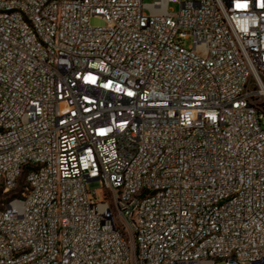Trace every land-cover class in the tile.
<instances>
[{
  "label": "built area",
  "instance_id": "built-area-1",
  "mask_svg": "<svg viewBox=\"0 0 264 264\" xmlns=\"http://www.w3.org/2000/svg\"><path fill=\"white\" fill-rule=\"evenodd\" d=\"M263 124L264 0H0V264H264Z\"/></svg>",
  "mask_w": 264,
  "mask_h": 264
},
{
  "label": "rangeland",
  "instance_id": "rangeland-1",
  "mask_svg": "<svg viewBox=\"0 0 264 264\" xmlns=\"http://www.w3.org/2000/svg\"><path fill=\"white\" fill-rule=\"evenodd\" d=\"M154 0H142V3L143 4H151L153 3ZM169 9L170 11L172 12H177L178 10V6L176 4H170L169 5ZM90 25L91 26H103L104 23L102 20L100 19H96V18H92L90 20ZM188 43L186 42L185 45H187ZM264 125V124H263ZM23 186H24V176H21V178L19 179V182H18V186H17V189H16V193H20L21 191H23ZM102 195H98V199H101ZM217 264H224V263H217Z\"/></svg>",
  "mask_w": 264,
  "mask_h": 264
}]
</instances>
